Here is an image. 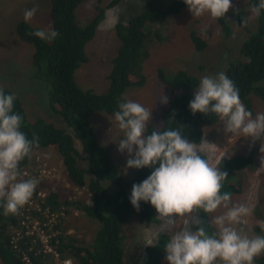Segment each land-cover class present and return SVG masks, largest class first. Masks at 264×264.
<instances>
[{"label": "trees", "instance_id": "obj_1", "mask_svg": "<svg viewBox=\"0 0 264 264\" xmlns=\"http://www.w3.org/2000/svg\"><path fill=\"white\" fill-rule=\"evenodd\" d=\"M87 0H52L50 21L52 29L59 35L51 40H41L29 33L37 30L33 22L20 21L16 32L21 40L31 45L33 49L32 62L38 80L50 89V107L73 130L69 134L65 129L39 119L32 123L28 121L23 102L17 97L14 101V113L22 116L21 131L29 140L33 135L39 137V146L34 147L28 157L19 165L20 172L32 167V153L55 147L63 158L68 179L78 187L88 186L92 192L93 204L86 205L75 200H62L67 190L50 191L46 204L55 212L69 214L76 206L88 218L100 224L93 242L86 244L85 240L77 238L70 232L75 227L68 224L62 230L58 225L56 231L60 234L52 242L58 251V258L54 260L51 253L43 252L40 238L29 243H21L23 254L30 258V264H62L70 257L76 264H130L126 259L124 248V225L132 217H149V203L141 201L137 211L130 203L132 186L142 182L154 170L150 167L136 169L135 176H125L122 164L117 165L110 148L102 146L97 139L96 131L91 123L94 113L106 112L115 115L119 110L118 101L127 98L128 94L140 87H144L149 79L143 71V63L150 57V44L153 25L166 19L170 15H181L188 9L184 0H143L142 13L133 17L127 25L117 24V35L121 42L117 54L111 60L108 74L109 87L107 91L96 92L93 89L84 90L76 81V73L85 63H88L87 45L93 40L100 23L105 18V10L100 8L97 15L85 26L78 23L77 11ZM120 0H114L109 8L117 5ZM258 0H248L246 6L230 8L224 18H220L222 35L226 45L228 38L233 36V27H242L244 36L236 59L230 60L223 72L230 78L239 90L240 99L255 117L253 96L264 100V10L258 16L256 31L250 30V24L242 26L241 16L249 14L250 5ZM234 3V2H233ZM191 28V25H189ZM218 36L217 40L223 39ZM190 39L194 44V53H203L208 46V32L192 30ZM216 40V41H217ZM228 44L227 48H231ZM227 56L231 55L230 49ZM202 65V64H200ZM201 69L202 66H200ZM159 78L166 88L174 95L164 109L160 118V125L149 124L147 133L153 130L162 132L167 128L179 129L190 142L200 144L205 136L204 127L217 122L220 117L214 113H196L193 115L189 103L194 97L195 89L199 85V77L190 75L180 68L176 72L166 73L159 69ZM0 89H3L0 87ZM6 95H14L9 89H3ZM75 139L79 140L84 153L75 146ZM86 162V169L79 166V161ZM251 157H233L225 165L229 182L226 192H235L231 181L235 180L234 173L240 168L253 166ZM88 175V182H87ZM21 178V176H20ZM22 179V178H21ZM110 185L111 190L107 188ZM36 188L34 195H37ZM76 202V203H75ZM209 214L200 210V217L206 222ZM41 220L44 214H39ZM155 218V215H154ZM47 220V217H45ZM65 217L63 218V222ZM15 214L5 216L0 208V258L2 264H26L23 255L14 249L12 229L17 224ZM209 234L216 231L214 226L205 224ZM260 231V230H258ZM56 239L59 240L56 243ZM163 242L149 250L148 264H161ZM256 264H264V254L255 258Z\"/></svg>", "mask_w": 264, "mask_h": 264}, {"label": "rangeland", "instance_id": "obj_2", "mask_svg": "<svg viewBox=\"0 0 264 264\" xmlns=\"http://www.w3.org/2000/svg\"><path fill=\"white\" fill-rule=\"evenodd\" d=\"M51 1L0 0V87L11 90L23 102L29 122L34 123L39 119H44L65 129L69 134H73V130L63 119L52 111L49 87L42 79L35 81L36 70L32 62L33 49L31 45L24 43L16 32L17 24L24 20V11L33 7H36L38 11L31 22L37 28L39 27L38 29H47L51 24ZM113 1L87 0L77 11L78 23L85 26L97 15L100 8L105 10V18L98 26L95 37L86 48L89 61L83 64L76 73V81L84 90L93 89L98 93L107 91L109 87L107 77L111 69V60L117 54L121 44L116 25H127L133 17L142 13L143 0H120L116 6L109 9V4ZM247 2L248 0H232L236 9L243 8ZM249 24L250 30L256 31L258 16H253L249 20ZM153 26L150 57L143 63L142 68L143 73L149 79L146 86L131 91L127 95V99L140 103L152 111V119L149 123L160 125L162 122L160 115L169 104L165 105L161 102V90L168 97L169 102L174 95L161 82L159 69L162 68L168 73L176 72L182 68L190 75L199 77V79L205 75L223 72L229 61L237 57L241 37L244 36V29L233 27V36L228 38L226 45L222 35L220 18L214 19L207 13L195 18L189 9L179 16L170 15ZM194 29L208 32V46L200 54L194 53L195 46L190 39V32ZM218 36L223 39L217 40ZM228 44L232 46L229 48L230 56L226 55ZM253 103L256 114L264 113V100L253 96ZM101 114L107 113H94L91 118L99 142L102 146L111 148L117 165L121 163L125 170L124 175L131 176V179L135 176V168H127V150L124 153L118 151V143L124 138V133L112 118L108 117L98 118L101 132L95 123L96 118ZM223 124L224 121L219 119L212 125L204 127L205 136L201 143H205H203L204 151L201 154L205 158L211 156V162L223 172H226L227 161L225 160H230L238 155H254L253 166L240 168L234 173L235 180L231 181L230 184L234 186L235 192L230 193L232 203H244L245 201L246 205L252 209V214L246 218V223L237 227H244L249 235H258L259 220L263 219L262 222H264V170H259L260 141L253 142L250 138L226 133ZM107 136L109 141L114 144L113 147L106 143L108 141ZM75 146L81 153H84L82 145L77 139H75ZM38 153L32 162L31 172H36L46 165L55 174V177L48 180L46 186L42 187L43 191L67 190V195L62 200H75L76 202L91 204V193L88 187L86 186V189L81 190L70 182L61 154L55 147L39 150ZM79 166L86 169L87 165L84 159L79 161ZM19 179L21 178L19 177ZM228 184L229 182L225 179L221 189L222 193L226 192ZM107 188L111 190L110 185ZM148 209L149 217L142 219V217L134 216L124 225V236L126 237L124 248L127 262L130 264H148V249L155 247L160 242L161 235L168 233H162L154 239H146L164 224L161 218L158 221H162V224H157V220L154 218L156 209L151 204ZM254 209H256L255 212H253ZM223 211L225 210L220 208L216 213L210 215H219ZM209 218L211 219V217ZM174 219L177 222L173 227L182 228L185 220L190 219V217L176 216ZM68 224L75 226L70 228V232H76L74 235L80 240L84 239L86 244L92 243L100 228L98 222L88 218L76 206H73L69 214H66L61 230ZM190 227L194 231L193 224ZM260 235H264V231ZM166 241L168 239L164 241V244ZM262 255L256 258H260ZM165 257L166 251L163 253L162 264H168ZM0 264H2L1 258Z\"/></svg>", "mask_w": 264, "mask_h": 264}, {"label": "clouds", "instance_id": "obj_3", "mask_svg": "<svg viewBox=\"0 0 264 264\" xmlns=\"http://www.w3.org/2000/svg\"><path fill=\"white\" fill-rule=\"evenodd\" d=\"M184 3L195 18L206 13L214 19L224 18L230 8H234L232 0H184ZM262 10L264 0L250 5L249 14L241 16L242 26H246L253 16H259ZM37 11L36 7L26 9L25 23L31 22ZM235 11L236 14L239 13V9ZM29 35L51 41L59 33L49 26L47 29H37ZM35 70L37 71L36 68ZM37 80L35 77V81ZM15 100V95H6L0 89V208L5 216L17 214L29 202L37 188L39 181L36 178L27 179L25 174L50 170L44 165L33 173L31 168L24 170L21 175L19 165L34 147L39 146V137L34 134L29 140L21 131L22 116L13 112ZM160 100L165 105L169 103L162 90ZM118 108L115 115H99L95 123L102 132L98 118H112L123 131L124 138L118 143V151L124 153L127 150V168H135V172L136 169L145 167L154 169L146 179L132 186L129 199L137 211L140 210L141 201L150 202L156 209L154 215L157 224H162V221H158L160 218L164 221L157 232L146 237L154 239L168 232L161 235L160 239L163 243L168 239L163 244L161 264L164 251L168 264H254L255 258L264 254V235H260L264 231L263 219L259 220L261 230L258 231L257 228L258 235H249L244 227H237L246 223L252 209L245 201L232 203L231 193H222L223 181L228 175L211 162V156L205 158L201 154L205 142L200 145L190 142L179 129L167 128L162 132L153 130L148 134L147 127L152 124L149 123L152 111L126 97L118 101ZM189 108L193 115L198 112L214 113L220 117L224 121L226 133L250 138L253 142L260 141L259 170H264V113H257L253 117L252 112L242 103L238 88L224 72L205 75L200 79ZM96 135L99 142L98 134ZM107 138L106 143L113 147L114 144L109 141L108 136ZM38 152L36 150L32 153L31 164ZM242 157L254 159L253 154ZM20 176L22 179H19ZM87 179L89 180L88 177ZM86 186L76 187L84 190ZM90 193L92 205V192ZM220 208L225 211L219 215H210ZM200 210L209 214L211 219L207 222L202 219ZM255 211L256 209L253 210ZM176 216L190 219L185 220L182 228H174ZM206 223L214 226L216 231L209 234ZM192 224L194 231L190 227ZM60 225L62 228L63 219ZM63 264L73 262L65 259Z\"/></svg>", "mask_w": 264, "mask_h": 264}, {"label": "built area", "instance_id": "obj_4", "mask_svg": "<svg viewBox=\"0 0 264 264\" xmlns=\"http://www.w3.org/2000/svg\"><path fill=\"white\" fill-rule=\"evenodd\" d=\"M25 176L27 179L36 178L39 181L37 185L38 193L37 195L33 194L29 202L15 214L17 225L12 229L11 243L19 256L23 255L26 264H30V258L26 254H23L21 243L24 242V244L30 245L29 243L40 238L43 243V252L51 253L55 260L58 258V251L55 248V243L53 244L52 242L60 234L59 231H56V228L61 224L59 221H62L66 213L53 211L46 204L50 192L42 190V187L46 186V182L52 180L55 174H53V171L44 169L38 174L30 175V173H26ZM39 214H44L43 220H41ZM45 217H47V220H45ZM58 241L56 239V243ZM66 259L71 258L67 257ZM72 262L76 264L74 260Z\"/></svg>", "mask_w": 264, "mask_h": 264}, {"label": "flooded vegetation", "instance_id": "obj_5", "mask_svg": "<svg viewBox=\"0 0 264 264\" xmlns=\"http://www.w3.org/2000/svg\"><path fill=\"white\" fill-rule=\"evenodd\" d=\"M228 49V48H227ZM227 49H226V52H227ZM37 154H39V153H37ZM59 223H61V221H59Z\"/></svg>", "mask_w": 264, "mask_h": 264}]
</instances>
